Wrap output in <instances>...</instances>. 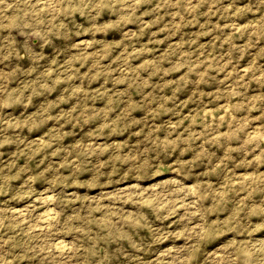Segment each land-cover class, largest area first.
I'll list each match as a JSON object with an SVG mask.
<instances>
[{
    "label": "rangeland",
    "instance_id": "1",
    "mask_svg": "<svg viewBox=\"0 0 264 264\" xmlns=\"http://www.w3.org/2000/svg\"><path fill=\"white\" fill-rule=\"evenodd\" d=\"M0 264H264V0H0Z\"/></svg>",
    "mask_w": 264,
    "mask_h": 264
}]
</instances>
